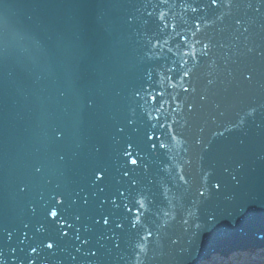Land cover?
<instances>
[{"label":"water","instance_id":"95a60500","mask_svg":"<svg viewBox=\"0 0 264 264\" xmlns=\"http://www.w3.org/2000/svg\"><path fill=\"white\" fill-rule=\"evenodd\" d=\"M206 2L0 0L5 255L9 247L34 245L28 255L39 260L27 264H132L149 229L160 239L151 241L146 264H208L264 250V65L257 63L252 87L218 75L207 103L191 97L195 112L173 108L187 73H196L199 90L209 72L206 61L197 63V35H230L231 18L222 26L225 10ZM253 36L264 44V27ZM233 59H218L217 67L250 62ZM249 105L258 112L244 128L215 139L208 152L192 144L201 126L206 139L216 128L211 116L220 125L235 122ZM187 115L191 127L173 129V121ZM234 161L244 168L237 172L239 185L229 190L251 196L256 205L233 215L226 201L214 199L209 207L218 219L198 234L183 233L180 217L196 184L182 185L181 169L195 178L202 166L211 167L224 178L223 168ZM173 209L177 221L165 233L164 214ZM178 235L185 239L183 253L168 242Z\"/></svg>","mask_w":264,"mask_h":264},{"label":"snow or ice","instance_id":"6c2138e0","mask_svg":"<svg viewBox=\"0 0 264 264\" xmlns=\"http://www.w3.org/2000/svg\"><path fill=\"white\" fill-rule=\"evenodd\" d=\"M205 6L225 10L224 15L218 18V22L223 26L231 18V23L228 26L230 35L228 39L221 40L200 39L197 35L196 40L201 49L196 56L197 63L206 61L209 72L206 75L207 78L203 87L199 90L194 83V80H196L194 71L188 72L183 78V86L176 96V101H180L178 103L179 107H177V104L173 105V108L181 113L191 114L197 110V105L191 102L193 94L198 95L199 101L208 102V93L210 89L216 86L218 75H223L227 82L235 79L238 83L246 82L249 87H252L258 82L259 70L256 66L257 63L264 65V44L258 43L253 36L256 27H264V0H207ZM213 26V24H209L204 30L206 31L207 28ZM233 57L250 58V62L238 65L235 69H219L217 67L218 59H223L225 64H228L229 61L236 63ZM261 87H264V85H261ZM181 97L189 99L186 102H181ZM215 109L219 116H224V112L220 111L219 104L215 105ZM257 112V106L249 105L242 114H238V119L235 122L224 125L217 123V116H211V122L216 125V128L211 131L210 136L207 139L205 138V126H201L197 134L192 137L191 142L199 149L200 153L208 152L211 150L215 139L224 138L226 134L244 128L249 120L255 118ZM205 124H207V121ZM177 125H180L181 128H190L188 115L174 120L173 129ZM259 126L257 125V127ZM172 135L187 143L183 133L173 131ZM239 143L244 145L245 141L242 139ZM199 157L202 161L203 155ZM188 163L191 164L192 161L189 160ZM233 164L234 167L226 166L223 168V172L227 174L224 178H216L215 169L211 167L204 168L202 166L195 178L186 177L183 169H181L178 179L182 185L190 189L194 180L196 184L192 199L185 207L184 215L180 217L183 233L188 234L195 230L198 234L202 225L214 223L218 219L216 210L209 207L214 199L222 198L226 201L233 215L243 214L249 207L256 205L251 196L240 197L235 191L229 190V184L239 185L240 180L237 172L244 168V163L241 161H234ZM261 206H264V202L261 203ZM164 215L167 219L162 224L161 229L167 233L170 226L176 223L177 214L173 209ZM154 238L159 240L160 233L149 229L146 236L141 238L143 242L137 246L132 264H146V259L151 252V241ZM168 242L171 247L183 253L185 244L183 236H169ZM33 247L34 245H29V249ZM29 249H25L23 246L9 247L7 255L0 250V264H21V262L27 264L28 260L38 262L39 255H28ZM17 253H20V255L18 256Z\"/></svg>","mask_w":264,"mask_h":264},{"label":"bare ground","instance_id":"6f19581e","mask_svg":"<svg viewBox=\"0 0 264 264\" xmlns=\"http://www.w3.org/2000/svg\"><path fill=\"white\" fill-rule=\"evenodd\" d=\"M208 264H264V250L262 252H252L247 255H238L228 260L221 257V259L212 260Z\"/></svg>","mask_w":264,"mask_h":264}]
</instances>
